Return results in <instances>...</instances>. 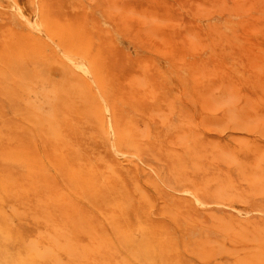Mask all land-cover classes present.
I'll return each mask as SVG.
<instances>
[{"label": "rangeland", "instance_id": "374dc122", "mask_svg": "<svg viewBox=\"0 0 264 264\" xmlns=\"http://www.w3.org/2000/svg\"><path fill=\"white\" fill-rule=\"evenodd\" d=\"M0 4V264H264V0ZM17 146L66 165L29 172Z\"/></svg>", "mask_w": 264, "mask_h": 264}, {"label": "bare ground", "instance_id": "6f19581e", "mask_svg": "<svg viewBox=\"0 0 264 264\" xmlns=\"http://www.w3.org/2000/svg\"><path fill=\"white\" fill-rule=\"evenodd\" d=\"M36 0H34V2H35ZM15 2H17V1H15ZM221 2V1H220ZM16 4H18V3H16ZM1 5V4H0ZM10 5V4H9ZM14 5H15V3H14ZM20 5V4H19ZM18 5V8L20 7ZM35 7V6H34ZM34 7H33V10H34ZM37 7V6H36ZM39 7V6H38ZM37 7V8H38ZM13 8V7H12ZM10 9V8H9ZM12 10V9H11ZM7 11V10H6ZM35 11V10H34ZM14 12H16V10H14ZM21 12V11H20ZM2 13V12H1ZM8 13V12H7ZM6 13V14H7ZM35 19H36V17H34ZM26 22V21H25ZM36 22V21H35ZM32 23V22H31ZM31 23H28V24H30L31 25ZM8 24V23H7ZM34 24V23H33ZM38 24V23H37ZM36 24V25H37ZM226 24V23H225ZM9 25V24H8ZM35 25V24H34ZM33 25V26H34ZM32 27V26H31ZM40 28V27H39ZM34 29V28H33ZM58 30H60V28H58ZM3 31V30H2ZM40 31V30H39ZM53 31V30H52ZM109 31V30H108ZM42 33V32H41ZM45 34V33H44ZM4 35V34H3ZM11 36H12V33H11ZM48 36V35H47ZM5 37V36H4ZM15 37V36H14ZM20 37V36H19ZM48 37H50V36H48ZM2 38V37H1ZM15 40H17V39H15ZM20 40H22V39H20ZM19 40V41H20ZM53 40V39H52ZM56 44V43H55ZM207 45H208V43H207ZM50 46V45H49ZM60 46V45H59ZM80 46V45H79ZM57 47V46H56ZM1 49V48H0ZM61 49H64V48H61ZM61 51V50H60ZM66 51V50H65ZM72 51V50H71ZM62 54H63V57H64V52H62ZM113 55V54H112ZM86 57V56H85ZM87 58V57H86ZM67 59V58H66ZM56 60V59H55ZM57 61V60H56ZM74 61H76V60H74ZM74 61H72L71 62V65L72 64H74L73 62ZM58 62V61H57ZM78 63H80L81 64V66L85 69H83L84 70V72H86V70L87 71H89V72H91L93 69L90 67V66H88V64H87V62H85L84 60H79V61H77ZM118 62V61H117ZM59 63H60V61H59ZM68 63H70V62H68ZM36 64V63H35ZM116 65V64H115ZM40 66H42V65H40ZM39 66V67H40ZM57 66V65H56ZM65 66V65H64ZM148 66V65H147ZM74 67L76 68V66L74 65ZM20 68V67H19ZM41 68V67H40ZM78 69V68H77ZM77 69H75V71H77L78 72V70ZM146 69V68H145ZM21 70V69H20ZM23 70V69H22ZM63 70H65V69H63ZM91 70V71H90ZM66 71V70H65ZM149 71V70H148ZM21 72V74L23 75L24 73H22V71H20ZM44 72H46V71H44ZM84 72H81V74L82 73H84ZM89 72H87L88 74V76H89ZM142 72V71H141ZM151 72V71H150ZM8 73V72H7ZM42 73V72H41ZM47 73V72H46ZM73 73V72H72ZM72 73L70 74V75H72ZM75 73V72H74ZM79 74V73H78ZM78 74H76L77 76H78ZM86 74V73H85ZM196 74H198V73H196ZM31 74H29V76H30ZM37 75H38V73H37ZM46 75V74H45ZM76 75H73V76H76ZM184 75V74H183ZM15 76V75H14ZM23 76H26V74H24ZM39 76V75H38ZM41 76H42V74H41ZM76 76V77H77ZM139 76V75H138ZM142 76H144V75H142ZM209 76V75H208ZM17 77H19V76H17ZM35 77V78H34ZM33 78L34 79H36L37 80V76L35 75ZM76 77H73L74 79L76 78ZM83 77H85V75H83ZM161 77H162V75H161ZM27 78V77H26ZM39 78L41 79L42 77H38V81H39ZM66 78V77H65ZM89 78H90V76H89ZM28 80H30V82L32 81V79L31 78H27ZM81 79H82V77H81ZM93 79H95V78H93ZM137 79H139V78H137ZM151 79V78H150ZM20 80H22V79H20ZM34 81V82H38V81ZM48 80V79H47ZM64 80H68V79H64ZM64 80H60V81H64ZM96 80V79H95ZM94 80V81H95ZM99 80H102V79H99ZM146 80H148V79H146ZM9 81H11V80H9ZM44 83H46V80H42ZM54 81V80H53ZM52 80H51V82H53ZM68 81H70L71 82V80H68ZM75 81H77V79L75 80ZM114 81V80H113ZM112 81V82H113ZM28 83V84H37V83ZM82 82L83 81H80V83L82 84ZM85 82V81H84ZM138 82V81H137ZM136 82V83H137ZM139 82H140V79H139ZM142 82V81H141ZM19 83H25V81H23V82H19ZM56 83H59L58 82V80H57V82ZM64 83V82H63ZM63 83H60V84H58V85H61L62 86V84ZM77 83V82H76ZM76 83H74L73 82V84H74V86L76 85ZM79 83V82H78ZM93 83H95V82H93ZM99 83V82H98ZM26 84V83H25ZM53 84H54V82H53ZM64 84H65V86L67 87V86H69L70 87V89H69V87L68 88H66V87H63L64 86ZM63 84V88H65V89H69V90H71V87H74V86H70V85H66V83H64ZM83 84H85V83H83ZM96 84V83H95ZM103 84V83H102ZM101 84V85H102ZM142 84H143V82H142ZM11 85V84H10ZM19 84H17V86H18ZM39 85H42V84H39ZM57 85V84H56ZM78 85H80V84H78ZM100 85V84H99ZM100 85V86H101ZM167 85V84H166ZM20 86V85H19ZM36 86V85H35ZM46 86V85H45ZM90 86V85H89ZM97 86V85H96ZM139 86V85H138ZM256 86V85H255ZM43 88V87H42ZM84 88V86L83 87H80L79 89H83ZM150 88V87H149ZM167 88V87H166ZM27 89H29L28 87H27ZM37 89H38V87H37ZM43 89H46V88H43ZM78 89V90H79ZM85 89V88H84ZM91 88H89V90H90ZM98 89V88H97ZM165 89V88H164ZM64 90V89H63ZM74 90V89H73ZM92 90V89H91ZM90 90V91H91ZM100 90H103V89H100ZM29 91H31V89H29ZM50 91V90H49ZM83 92L82 93H84L85 92V90H82ZM147 91V90H146ZM203 91V90H202ZM205 91V90H204ZM32 92V91H31ZM30 92V93H31ZM59 92H61V91H59ZM58 92V93H59ZM70 92H72V90L70 91ZM78 92H80V91H78ZM208 92H209V90H208ZM207 92V93H208ZM36 93V92H35ZM38 93H40V91H38ZM61 93H63V92H61ZM65 93V92H64ZM73 93V92H72ZM116 93V92H115ZM206 92H204V94H207ZM211 93V92H210ZM67 94H71V93H67ZM32 95V94H31ZM98 95H99V92H98ZM135 95H137V94H135ZM178 95H179V93H178ZM29 96V95H28ZM27 96V99H29L30 97H28ZM76 96V95H75ZM207 96H208V94H207ZM56 97H58V96H56ZM56 97H54V98H56ZM61 97V96H60ZM100 97V96H99ZM135 97V96H134ZM192 97V96H191ZM9 98V97H8ZM53 98V97H52ZM83 98H85V97H83ZM56 99H58V98H56ZM64 99H67V98H64ZM132 99H134V98H132ZM148 99H150V98H148ZM175 99H177V98H175ZM28 101V100H27ZM48 101V100H47ZM87 101H90V100H87ZM177 101V100H176ZM30 103H32L31 101H29ZM165 102V101H164ZM25 103V102H24ZM27 103V102H26ZM25 103V105L27 106H31V108H32V105H30V103H28V104H26ZM61 103V102H60ZM176 103V102H175ZM188 103H190V102H188ZM47 104V103H46ZM49 104H51L52 105V103H49ZM133 104V103H132ZM25 105H23V106H25ZM33 105H35V106H37V109L40 107V106H38V105H36V104H34V102H33ZM61 105V104H60ZM161 105V104H160ZM205 105H206V103H205ZM16 109H17V103H16ZM19 106V105H18ZM25 106V107H26ZM85 106V105H84ZM100 106H101V110H102V112H103V114H104V120L106 121V125H107V131H108V134H109V136H110V139L112 140L111 141V145H112V143H113V150H116V151H119L120 149H121V146H120V137H121V135H122V133L121 134H119V130H118V127L115 125V123H113L114 122V120L112 121V113H111V105H110V102L108 101V99H107V97H105V95L102 97V100L100 99ZM133 107H134V105H132ZM208 106H209V104H208ZM20 107V106H19ZM157 107V106H156ZM210 107V106H209ZM53 108V107H52ZM54 108H55V106H54ZM136 108V107H135ZM134 108V109H135ZM158 108H160V107H158ZM211 108H212V106H211ZM131 109V108H130ZM209 109V108H208ZM40 109H38V111H39ZM151 110V109H150ZM135 111H137V110H135ZM162 111V110H161ZM160 110H159V113L158 114H160V113H162ZM168 112H170L171 113V111L170 110H167ZM165 112V113H168V112ZM40 112V111H39ZM48 112V111H47ZM55 112V111H54ZM153 112V111H152ZM152 112H150V113H152ZM42 114H45V117H53V115H52V112H48L49 114L48 115H52V116H46L47 115V113L45 112V113H43V112H41ZM41 113H39V115L41 116L42 114ZM164 112L162 113V114H165ZM170 113L169 114H167V115H170ZM36 114V113H35ZM59 115H60V113H58ZM66 115V114H65ZM172 115V114H171ZM175 115V114H174ZM37 116H38V113H37ZM158 116H160V115H158ZM162 116V115H161ZM177 116H179V114L177 115ZM200 116V115H199ZM30 117V116H29ZM36 117V116H35ZM164 117H167V116H164ZM186 117H187V115H186ZM6 118H8V117H6ZM31 118H33V117H31ZM39 118V117H38ZM161 118H163V117H161ZM172 118V117H171ZM189 118V117H188ZM200 118H202V117H200ZM208 118V117H207ZM23 119V118H22ZM44 119V118H43ZM48 119V118H47ZM50 119V118H49ZM53 119H55V118H51V120H53ZM66 119V118H65ZM185 119V118H184ZM32 120V119H31ZM38 120V119H37ZM203 120H205V118H203ZM208 120V119H207ZM45 121H47V120H45ZM188 121H189V119H188ZM188 121H186V122H188ZM191 121V120H190ZM13 122V121H12ZM38 122V121H37ZM186 122H185V124L184 125H186ZM192 122V121H191ZM190 122V123H191ZM196 122H197V120H196ZM11 123V122H10ZM162 123H163V119H162ZM189 123V124H190ZM171 125H172V123H170ZM195 125V124H194ZM197 125H199V124H197ZM14 126H16V124L14 125ZM168 126V125H167ZM176 126V125H175ZM255 126V125H254ZM192 127V126H191ZM195 127V126H194ZM256 127V126H255ZM48 128H50V127H48ZM171 128V127H170ZM76 129V128H75ZM127 129V128H126ZM140 129H142V127L140 128ZM51 130V129H50ZM166 130H170V129H168V128H166ZM202 130V129H201ZM55 131V130H54ZM185 131V130H184ZM125 132H127V131H125ZM128 132H130V131H128ZM192 131H190V133H191ZM194 132V131H193ZM186 133V132H185ZM189 133V132H188ZM187 134V133H186ZM33 135V134H32ZM34 136V135H33ZM43 136V135H42ZM179 135H177V137H178ZM122 138H123V135H122ZM179 138V137H178ZM41 139V138H40ZM44 139V138H43ZM210 141V140H209ZM108 142H110V141H108ZM238 145H239V143H237ZM64 146V145H63ZM62 146V147H63ZM197 146V145H196ZM122 150V149H121ZM118 153V152H117ZM127 153L125 152V155H126ZM4 155H5V159H7L8 161H12V162H16V163H24V165L25 166H27L28 168H29V172H31L32 170H35V167L37 168L38 167V165H37V163L40 165L42 162H43V157L44 158H48V160H49V162L51 163V164H53V165H55L56 167H62V166H64V165H66V161H65V159H66V156H65V153H63V156H61V158H62V161H60V158H58V156H54V155H52L51 156V154H48V153H42V154H38L35 150H33V149H28V148H24V147H19V146H17V147H8L5 151H4ZM99 155H101V154H99ZM120 156V155H119ZM128 156H129V153H128ZM55 157H57L58 159H59V162H58V160H56V158ZM130 157V156H129ZM79 158V157H78ZM65 162H64V161ZM41 162V163H40ZM35 166V167H34ZM70 167H72V168H75V167H73V165L72 164H70L69 165ZM114 165H112V163H111V166H109L108 167V169H110V167H113ZM41 167H43V166H41ZM149 167H151V166H149ZM82 168V167H81ZM137 168V167H136ZM152 168V167H151ZM110 170H112V169H110ZM39 168H37V170H35V172H33V173H39ZM153 171V170H152ZM157 171H159V170H157ZM157 171H155V172H157ZM74 172H77V171H74ZM158 173V172H157ZM80 175H82V172L81 171H79L78 172V181L80 182V186H82V187H84V185L86 184V186H87V191L89 190V191H93V184H94V181L92 180V178H87V180H86V178L85 177H80ZM4 179H6V178H4ZM160 179V178H159ZM103 180V179H102ZM83 182H85V183H83ZM102 182V181H101ZM108 186V185H107ZM114 186H116V185H114ZM102 189H101V191H102V195L104 196L106 193H104V192H106V190L108 189V188H106L105 187V185H103L102 184ZM94 190H96V189H94ZM143 190V189H142ZM190 191V190H189ZM188 191V193H191V192H189ZM100 192V191H99ZM177 192H179V191H177ZM181 192V191H180ZM186 193V192H185ZM152 195V194H151ZM60 196V195H59ZM80 197V196H79ZM152 197V196H151ZM195 197H196V199H198L199 200V196H198V193H196L195 192ZM144 198H145V196H144ZM99 201V200H98ZM116 201V200H115ZM112 202V201H111ZM110 202V203H111ZM141 203H145V200L143 199V200H141ZM218 203V202H217ZM206 203L204 202V205H205ZM213 204V203H212ZM220 204H222V203H218V205H220ZM209 205V204H208ZM116 206H121V203L119 202V201H117V205ZM226 206V205H225ZM254 211V210H253ZM121 212L123 213L124 211L121 209ZM121 213V214H122ZM118 214V213H113V214H111L110 215V219H112L111 220V222L112 223H114V225L115 226H120V224H119V219H122V220H124L125 218H126V216L124 215V214ZM244 214V213H243ZM36 216H37V214H36ZM40 216V215H39ZM24 220V219H23ZM27 221V220H26ZM46 222H48V220H46ZM66 224V223H65ZM70 225V224H69ZM68 226V225H67ZM142 226V229H143V231H144V227H143V225H141ZM233 228L234 227H232V229L231 230H233ZM45 233H47L46 231H45ZM86 233H88V232H86ZM119 233L120 234H128L127 235V237L128 236H130V235H132L133 234V232L131 231V233L128 231V230H124V227H120L119 228ZM136 233V232H135ZM140 233V232H139ZM138 233V235H140ZM137 234V233H136ZM58 235V234H57ZM69 235H71V234H69ZM68 235V236H69ZM258 235V234H257ZM65 236V235H64ZM148 236H151V233L148 235ZM254 237H255V235H253ZM106 237V236H105ZM103 238L104 240L105 239H107V238ZM34 238H31V240L30 241H32ZM252 241H254V240H257V239H251ZM68 241H69V238H68ZM67 241V242H68ZM33 242L34 241H32V243L31 244H33ZM45 242V241H44ZM204 243H207V242H204ZM28 244H30L29 243V240H28ZM43 244V243H42ZM48 244H50V243H48ZM70 244V243H69ZM101 244V243H100ZM99 244V245H100ZM102 244H104V243H102ZM23 245V244H22ZM141 245H144V242H142L141 243ZM203 245H206V244H203ZM251 245H253V244H251ZM7 246V245H6ZM43 246V245H42ZM67 246V245H66ZM72 246V245H71ZM101 246V245H100ZM150 246H151V244H150ZM257 246H258V244H257ZM259 246H261V245H259ZM10 247H12V246H10ZM69 247V246H68ZM67 247V248H68ZM74 247H76V246H74ZM73 247V248H74ZM200 247V246H199ZM13 248V247H12ZM32 248H34V247H32ZM47 248V247H46ZM262 248V247H261ZM8 249H9V247H8ZM57 249V248H56ZM77 249V248H76ZM147 249V248H146ZM225 249V248H224ZM38 250V249H37ZM47 250V249H46ZM55 250V249H54ZM58 250V249H57ZM71 250V249H70ZM206 250V249H205ZM221 250V249H220ZM65 251V250H64ZM89 251V250H88ZM233 251H235V249L233 250ZM258 251V250H257ZM7 252V251H6ZM5 252V253H6ZM38 251H36V253H37ZM53 252V251H52ZM55 252V251H54ZM85 252H87V251H85ZM84 252V253H85ZM206 252V251H205ZM211 252H213L212 250H211ZM218 252H219V250H218ZM238 252V251H237ZM10 253V252H9ZM8 253V254H9ZM42 253H44V250H41L38 254H41V256H42ZM69 253V252H68ZM102 253V252H101ZM199 253H201V252H199ZM226 253V252H225ZM235 253V252H234ZM82 254V253H81ZM85 254H87V255H89L90 254V251H89V253H85ZM213 254H215V253H213ZM201 255H203V254H201ZM8 256V255H7ZM59 256V255H58ZM66 256V255H65ZM76 256H80V255H76ZM81 256H85V255H81ZM80 256V257H81ZM121 256H123V255H121ZM87 257V256H86ZM92 257V256H91ZM97 257V256H96ZM124 257V256H123ZM5 258H7V257H5ZM44 258V257H43ZM61 258V257H60ZM97 258H99V257H97ZM200 258H201V256H200ZM4 259V258H3ZM260 259H262V258H260ZM56 260V259H55ZM101 260V259H100ZM207 260V259H206ZM38 261V260H37ZM62 261V262H61ZM63 261L65 262V260H63V259H61L60 260V262H61V264H65V263H63ZM102 261V260H101ZM103 261H104V258H103ZM53 262H55L56 263V261H53ZM38 263V262H37ZM119 263V262H118ZM224 263V262H223ZM236 263H238V262H236ZM9 264V263H8ZM21 264H24V262H22L21 261ZM28 264V263H27ZM30 264V263H29ZM44 264V263H43ZM67 264V263H66ZM106 264V263H105Z\"/></svg>", "mask_w": 264, "mask_h": 264}]
</instances>
